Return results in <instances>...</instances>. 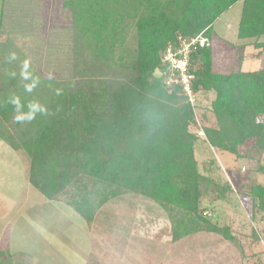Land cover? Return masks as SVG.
Segmentation results:
<instances>
[{"label": "trees", "instance_id": "1", "mask_svg": "<svg viewBox=\"0 0 264 264\" xmlns=\"http://www.w3.org/2000/svg\"><path fill=\"white\" fill-rule=\"evenodd\" d=\"M239 2L243 42L228 45L240 57L237 70H216L213 46L199 41L189 65L196 86L216 94L214 123L204 128L210 145L239 156L252 140L264 151V69L241 70L246 46L264 47V0H65L82 42L76 41V55L79 46L83 56L74 70L86 80L44 77L3 26L0 141L28 159V182L48 201L66 204L65 197L88 226L106 203L136 194L188 212L209 233L234 241L200 210L213 182L195 158L192 108L177 89L165 87L161 53L177 35L211 40L215 22ZM31 104L45 111L18 122ZM252 196L264 211V186L252 187ZM189 227H173L172 240L188 236ZM14 258L9 248L0 251V264H16Z\"/></svg>", "mask_w": 264, "mask_h": 264}, {"label": "rangeland", "instance_id": "2", "mask_svg": "<svg viewBox=\"0 0 264 264\" xmlns=\"http://www.w3.org/2000/svg\"><path fill=\"white\" fill-rule=\"evenodd\" d=\"M64 1L0 0V35L4 26L44 77L75 74L86 80L74 70L83 51L78 46L76 55L80 36ZM241 10L239 2L219 18L211 40L177 35L161 53L165 87L177 89L192 108L195 118L189 131L198 139L195 158L200 173L213 182L200 210L234 241L209 233L206 224L188 212L136 194L109 201L86 226L66 205L65 197L66 204L41 195L27 180L28 159L0 141V251L9 248L16 264H76L87 258L84 246L91 241L103 257L92 264H264V211L252 196V187L264 186V151L253 140L239 149V156L214 149L204 128L214 123L210 111L216 94L197 87L190 69L191 92L186 93L168 62L184 44L195 40L200 47L213 46L216 70H237L240 57L228 45L243 42L237 36ZM248 46L241 56L242 72L264 69V47L258 51L253 44ZM191 68L197 70L198 64ZM155 74L161 77L159 71ZM177 224L190 225L191 233L172 240L171 230Z\"/></svg>", "mask_w": 264, "mask_h": 264}, {"label": "built area", "instance_id": "3", "mask_svg": "<svg viewBox=\"0 0 264 264\" xmlns=\"http://www.w3.org/2000/svg\"><path fill=\"white\" fill-rule=\"evenodd\" d=\"M197 49V41L193 40L191 43L184 44L178 54H175L168 62L170 69L174 74L178 75L177 82L184 88L186 93H190L191 82L193 76L188 73L190 64V55Z\"/></svg>", "mask_w": 264, "mask_h": 264}, {"label": "clouds", "instance_id": "4", "mask_svg": "<svg viewBox=\"0 0 264 264\" xmlns=\"http://www.w3.org/2000/svg\"><path fill=\"white\" fill-rule=\"evenodd\" d=\"M10 59L15 60V59H16V54H15V53H12L11 56H10ZM29 64H30V61H28V60H25V61H24L25 72L23 73V75L25 76L26 79H27L28 76H29V73L27 72V69H28V67H29ZM32 87H34V85H30V86H28V90L31 91ZM57 94H59V92H58ZM12 103L16 104V105H17V110H19V107H20V105H19V100H18V99H14V100L12 101ZM29 107H30L31 111H30L28 114H26V115H17V116H16V120H17L18 122H19V121L26 120V119H27V120L34 119V118H35V114H36L37 112H43V111H45V109H43V108H42L40 105H38V104H31Z\"/></svg>", "mask_w": 264, "mask_h": 264}, {"label": "crops", "instance_id": "5", "mask_svg": "<svg viewBox=\"0 0 264 264\" xmlns=\"http://www.w3.org/2000/svg\"><path fill=\"white\" fill-rule=\"evenodd\" d=\"M248 48H251L250 46H248ZM260 50H263V49H259L258 51H260ZM245 64H246V62H244V66H245ZM247 65V64H246ZM247 70V69H246ZM245 70V71H246ZM84 221V220H83ZM86 224V223H85ZM86 226H87V224H86ZM79 227H81V226H79ZM82 227H85L84 225L82 226ZM76 235V234H75ZM91 242V241H90ZM89 241H88V245L87 246H84L86 249H85V251H83V252H85L86 253V259H83L81 262H76V264H90L91 262H92V260H95V259H97V260H99V259H101V258H103L102 256H101V254H99L98 252H96V250L93 248V246L91 245L90 246V243ZM62 247V246H61ZM98 253V254H97ZM96 254V255H95ZM92 257V259H90ZM101 263V262H100Z\"/></svg>", "mask_w": 264, "mask_h": 264}]
</instances>
